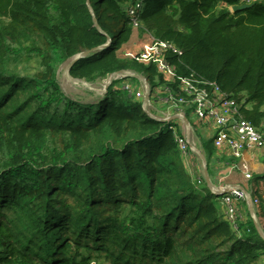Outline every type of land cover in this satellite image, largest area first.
Segmentation results:
<instances>
[{"label": "trees", "instance_id": "trees-1", "mask_svg": "<svg viewBox=\"0 0 264 264\" xmlns=\"http://www.w3.org/2000/svg\"><path fill=\"white\" fill-rule=\"evenodd\" d=\"M137 2L138 30L182 50L177 72L217 82L264 131V0H0V264H264V198L262 234L249 213L234 229L187 170L173 121L113 82L94 102L61 89L59 67L87 50L73 78L164 83L120 54ZM215 151L212 138L209 172Z\"/></svg>", "mask_w": 264, "mask_h": 264}, {"label": "built area", "instance_id": "built-area-1", "mask_svg": "<svg viewBox=\"0 0 264 264\" xmlns=\"http://www.w3.org/2000/svg\"><path fill=\"white\" fill-rule=\"evenodd\" d=\"M127 11L135 30L139 29L142 3L130 5ZM145 35L147 39L140 49L125 51L123 56L140 63L153 64L157 73L164 78V83L152 88L146 75L133 70H123L114 79L135 77L140 80L139 86L133 87L125 82L123 87L129 94L142 100V107L150 117L174 122L175 138L183 156L189 154L192 145L178 125L182 126L183 122L184 127L190 126V112L197 120L213 124L215 131L212 138L215 147L227 150L238 159L245 178H252L253 173L244 159V152L250 149L264 151V131L243 116L237 100L229 97L217 82L207 80L193 71L186 75L179 74L171 58L181 55L182 50L173 42L156 38L149 32ZM161 91L163 94H160ZM147 94L149 99H146ZM154 106L156 112L150 111L149 107ZM201 183L202 180L198 179V185ZM216 195L221 196L226 219L237 229L241 215L236 202L248 201L249 194L240 187H223L216 191ZM249 199L252 205L260 202L258 198L249 196Z\"/></svg>", "mask_w": 264, "mask_h": 264}, {"label": "crops", "instance_id": "crops-1", "mask_svg": "<svg viewBox=\"0 0 264 264\" xmlns=\"http://www.w3.org/2000/svg\"><path fill=\"white\" fill-rule=\"evenodd\" d=\"M197 119V118H196ZM197 122L203 125L205 138H200L196 136V144L200 153L204 156V164L200 165L194 157L189 158V164L186 166L187 170L192 174L193 178H200L202 183L200 184L201 189L207 187L209 191L216 195V191L222 189L223 187H240L244 189L250 196V198L261 196L264 198V151L262 150H246L244 152V159L247 161L250 170L253 173L252 178L246 179L242 168L239 165V160L230 155L227 150L217 149L215 154L212 157V163L210 164V170L208 171L207 161L205 158V143L212 139L215 127L211 123L203 122L197 120ZM192 127V124L190 123ZM194 133L196 135V130L194 129ZM187 157V156H186ZM184 156V158H186ZM187 160V159H185ZM185 162V161H184ZM254 176H259L257 180H252ZM218 203L224 211V205L222 203L221 198H218ZM238 208L243 212L242 219L246 218L245 211V203L244 201H237ZM249 201H246V204L250 205ZM249 206H247L249 208ZM256 213V205H252V210ZM241 212V213H242ZM257 223L258 226H261L263 222L260 220L257 215Z\"/></svg>", "mask_w": 264, "mask_h": 264}, {"label": "rangeland", "instance_id": "rangeland-1", "mask_svg": "<svg viewBox=\"0 0 264 264\" xmlns=\"http://www.w3.org/2000/svg\"><path fill=\"white\" fill-rule=\"evenodd\" d=\"M147 35H145V33H141L138 29H136L134 31V34L132 35V38L130 40L129 43H127L123 49L120 50V54L124 55L125 51H129L132 49H140L144 42L146 41ZM71 61H67L65 63H63L58 71H57V79L58 82L61 86V89L63 90V92L71 97L72 99H76L82 102H94L97 99H99L100 97L103 96V94L106 92L105 91V85L107 83V77L102 79V80H98L96 82H87L84 79H78V78H73L70 73H69V65H70ZM138 70V69H136ZM139 72H142L141 74L145 75V72L139 70ZM125 82H128L129 84L133 85V87H135L136 85H138V83L140 82V80L138 78L135 77H130V78H121V79H113V83H114V87H123V84ZM125 89V88H124ZM160 94H163V92L161 91ZM152 100L154 101V98H152ZM158 102H156L157 104ZM157 106H159L157 104ZM150 111L156 112V107H149ZM160 109V106L158 107ZM188 117H189V122L192 124L191 126H187L184 127V123L182 122V126L181 124L178 125V128H180V130H182V134L188 137V139L191 142L192 145V149L191 151H189V154L185 155L186 158H184L183 156V160L185 161V166H188L187 164H189V158L194 157L195 160L200 164H204V156L202 153H200V151L197 148V144H196V136H199L200 138H205V135L203 134L204 132V127L203 125L199 124L197 122V119L193 116L190 115V112H188ZM194 129L196 130V135L194 133ZM183 154V153H182ZM187 159V160H185ZM221 197V196H218ZM248 201L249 203H251V201L249 200V196H248ZM245 205V211L244 213L246 215H249L256 221L257 220V216L256 213L254 211H251V207L249 205L246 204V201H244ZM248 203V204H249ZM249 206V208L247 207ZM240 214H243V212L239 209ZM242 212V213H241ZM262 232L263 230L260 229Z\"/></svg>", "mask_w": 264, "mask_h": 264}, {"label": "water", "instance_id": "water-1", "mask_svg": "<svg viewBox=\"0 0 264 264\" xmlns=\"http://www.w3.org/2000/svg\"><path fill=\"white\" fill-rule=\"evenodd\" d=\"M249 5H247V4H244V5H237V6H234L233 7V10L234 11H236V10H238V9H243V8H245V7H248ZM96 22V21H95ZM97 25V24H96ZM98 26V25H97ZM91 51L92 50H87V51H84V52H82V53H80V54H78V55H76V56H74L73 57V59L71 60V62H70V65H69V69H70V67H71V65L72 64H74L78 59H80V58H82V57H86L88 54H90L91 53ZM123 70H121V71H117V72H114V73H111V74H109L108 75V77H107V83H106V85H105V91H107V89H108V87L112 84V82H113V79L115 78V76H116V74H118V73H120V72H122ZM149 94H147L146 95V99H149ZM250 200V199H249ZM251 204V203H250ZM251 210H252V207L250 208ZM257 224V223H256ZM257 227H258V229H259V231L261 232V234H262V231L260 230V227L257 225Z\"/></svg>", "mask_w": 264, "mask_h": 264}]
</instances>
